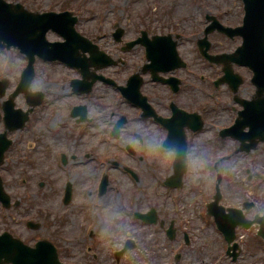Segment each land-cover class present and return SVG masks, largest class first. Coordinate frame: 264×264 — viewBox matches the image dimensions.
<instances>
[{
	"label": "rangeland",
	"instance_id": "1",
	"mask_svg": "<svg viewBox=\"0 0 264 264\" xmlns=\"http://www.w3.org/2000/svg\"><path fill=\"white\" fill-rule=\"evenodd\" d=\"M9 1L20 2L30 11L59 12L67 10L72 12L77 17L75 24L77 31L93 38L100 49L112 58H121L127 62L125 66L110 68L103 72L113 76L120 82L124 80L126 73L131 68L143 62L144 54L139 46L129 52L122 53L120 45L115 43L112 37L115 25L124 30L123 41H130L140 36L141 30L146 31L149 38L154 35L163 36L169 33L180 35L177 49L179 54L191 65V70L197 74L199 73L198 69L202 70L206 76L214 78V75L220 73V68L217 65L206 63L197 54L196 41L203 38V29L206 25L204 15L205 13L215 15L225 25L234 26L241 22L243 13L241 0ZM48 38L50 40L58 39L55 35H49ZM208 41L211 42V52L229 53L240 44L241 39L239 37L229 39L222 34L213 32L208 35ZM25 65L24 57L18 55L14 49L0 50V81L7 79L9 81V87L3 99H6L11 93L13 85H16L18 73ZM48 65L46 66V63L43 64V62L35 63V76L30 86L33 90L44 93L43 104L32 113L33 123L26 124L22 132V136H26L24 145L30 143L33 146H30V151L24 147L25 151L28 152L24 158H16L15 149L10 146L5 153L3 163L0 165V177L3 180V186L11 191L12 195L15 194L14 197H22V203H26L32 198L35 213L38 216L37 221L46 224V229L41 228L37 232L38 234L48 236L49 230L53 228L52 223L62 229V233L68 235H74L79 232L80 227L91 224L93 229L102 235L104 242H107V239L112 236H120V240L117 238L114 242V249L122 248L125 237H130L136 242L137 247L124 253L118 264H176L173 256L178 250L181 253V258L183 257L180 264H209L217 254L222 256L218 264H264V246L260 244L262 243L260 240H258L259 244L256 241L254 226L248 230L242 228L237 230L236 240L241 253L238 261L232 263L228 257L223 256V251L221 253V247L224 249L225 245L212 232L213 226H210L194 212L195 207L196 212L201 211L202 199L199 198L200 192L209 190L211 182V188H213V182H215L214 176L210 172L201 170L200 160L208 153L217 152L221 155L227 153L229 149L235 148L233 142L223 141L221 144L212 142L211 133L201 134L194 140L191 153L194 164L190 160L188 161V168L183 175V190L180 191L184 196L181 201L183 203L180 204L175 201L177 193H170L169 190L165 191L166 189L159 187L156 178L151 177L154 170L162 173L165 170L164 168L168 170L170 158L166 161L168 153L159 151L160 154L157 152L158 150L154 144L155 135H153L155 131L153 127L149 126L147 131L151 133L150 135H153L151 145H144V151L136 148L138 155L131 157L136 160L134 171L139 176L140 181L138 183L127 179L116 171H111L110 183L119 185L114 184L115 188L108 198L107 207L102 206L103 202L95 203L94 208L91 210L92 215L89 214L84 220L80 209L77 207L76 197H74L75 202L73 201L63 207L61 204L62 182L73 176L76 171H79L76 180L86 184L89 178L92 177L91 172L93 170L96 168L103 169V161L104 164L111 166L110 162L114 160L107 163V155L104 152L106 145L100 143V132L96 128L89 130L81 128L82 131H88L87 135L83 136L81 140H73L80 128L76 127L75 119L70 117V109L62 111V95L68 89V85L65 86L64 84L65 87L62 88V80L68 77H77L78 74L64 65H62V68L57 63ZM234 71L240 74L243 79L246 78V81L243 80L238 90L250 94L253 91L247 81L250 72L246 68L238 66H234ZM3 77L6 79H2ZM96 89L100 95L105 94L106 90H110L103 86H98ZM108 96L110 98L113 96L115 99L118 95L116 93L113 95V92H110ZM193 97L195 100L189 104L192 107L203 99L198 94L196 96L195 93ZM67 101L75 103L76 99L68 98ZM14 103L22 110L27 107L24 105L22 94L16 96ZM209 103L214 106L216 99L211 100ZM110 109L120 111L122 114L126 113V109L120 102L111 106ZM29 127L34 130L31 137ZM133 127L142 129L146 125L134 122ZM81 133L78 137L81 136ZM121 138H123V135ZM117 147H115L114 153L110 154V157H114V159L118 158L119 154H123V151H117ZM121 149L123 150V147ZM236 149L231 157L226 158L218 165V170L222 175L219 184L223 194L221 202L224 205L239 206L240 197L246 195L247 184H250L243 178L245 175L240 177L239 174H235L233 171L242 164L247 165L252 162V157L242 152H236ZM86 150H91V153H94L90 160L80 166H74V164H71L72 162H68L69 165L66 167L70 169L71 174L62 173L60 163L62 152L70 157L77 152L83 155V151ZM198 150H200V153H198ZM139 155H142V160ZM254 181L251 184L256 188L257 182ZM41 183L43 185L39 187ZM239 185L241 190L236 194ZM27 189H29L28 193H26ZM263 190L262 188L256 189V195L260 197ZM31 192L33 196L30 195ZM181 206L184 208V212L179 213L177 208ZM150 207H155L158 219L165 220L164 227L167 226L168 222L174 221L178 228V239L170 242L162 228L153 224L142 225L141 221L133 217V212H145ZM43 208L46 210L45 213ZM255 212L259 214L264 212V203H257L247 213V216L252 218ZM62 214L66 216L64 225L53 222L54 218H60ZM187 214L189 216H186ZM183 231L190 233L191 245L188 247L182 243ZM124 233H128L127 236ZM179 243H181V246L177 249ZM105 251L107 252V246ZM218 257H216V261H218ZM107 258L110 261V256H107ZM99 262H103V260H99ZM211 264H214V262Z\"/></svg>",
	"mask_w": 264,
	"mask_h": 264
},
{
	"label": "flooded vegetation",
	"instance_id": "2",
	"mask_svg": "<svg viewBox=\"0 0 264 264\" xmlns=\"http://www.w3.org/2000/svg\"><path fill=\"white\" fill-rule=\"evenodd\" d=\"M175 76L179 79L178 89L175 92H172L168 84H162L152 81L149 82L144 81L142 84L141 91L147 97V101L152 106L153 111L158 115L160 119L158 123L154 122L150 118L142 117L141 115L142 110L140 107L136 106V104H131L128 101L126 102L124 100H122V102L124 103L123 106L126 109V113L123 114L115 113L110 109L111 98L110 96H108V91H105L106 94H102V95H96L94 89L88 94H73L68 89L69 91L68 94L62 95V111L68 109H70L71 111L72 107L74 106H77L74 108H80L84 110L83 113L79 112L75 116L76 117L75 120L78 124V125L76 124V127H79L80 131L78 132L77 136L74 139L81 140L83 136L87 135L88 131H82L81 128H84L83 130L96 128L100 132V143L106 145V150L104 152L106 153V155L113 154L115 147L114 144L115 140L112 137L114 125L116 120H118L120 117H124L125 119L124 126L121 129L119 137L123 135L122 142L124 143L125 146L128 145L130 147L132 146L135 153L137 152L136 148L138 149L140 148L141 151H144L143 148L144 145H151L152 143L151 139L153 141L152 138L153 135H155V143H154L155 148L158 146V144L162 148V144L165 141L170 143L172 141L180 142L182 138L186 145V151L187 149L189 150V138L191 136L198 135L199 132L195 133L187 130L186 126L190 120V116L188 117L181 116L179 111H176L175 108L183 110L189 114L197 113L198 115H200L202 119L200 129L202 130L205 126V117H204V113L201 112L203 107L198 104L203 99L198 101L194 107H192L189 104L195 100V98L193 97L194 89L198 91L199 97L203 98L204 90L201 84L205 83L204 87H208V84L205 81H202V78H200L199 76V78L197 77L198 82L196 86L193 85L195 84V74L192 73V71H190V69L188 68L175 71ZM64 81L65 80H62V88L65 87ZM103 86L106 88L110 87L105 85ZM68 98H75L76 102L70 103L67 101ZM98 98H101V100H99ZM91 110H95V111L91 112ZM115 114H117V119L115 118ZM84 116L87 117V119L85 122H82L83 121L82 118ZM164 119L171 120L169 122V127H170L169 129L160 125L162 122H164ZM134 122H137L138 124H144L146 125V127L142 129H135L134 127L132 128ZM150 125H153L154 127L155 133L153 135H150L151 133L147 131ZM23 130L24 128L22 130H16L14 132L8 133V137L11 140V144H12L11 146L12 148L15 149L16 158L18 157L24 158L25 154L28 153L25 151V148H27L30 151V146H33V144L30 143L24 145L25 143L24 138L26 136L24 137L22 136ZM3 132H4V126L0 123V134H2ZM33 132H34L33 128L29 127L30 137L34 134ZM80 133L81 136L78 137ZM93 155L94 153L92 154L91 150L83 151V155L77 152L76 154H72V156L68 158L65 157L66 159L65 164L67 163V165H69L68 162H72L71 164H74V166H80L84 164L87 160H90L93 157ZM5 156L6 154H4V157ZM139 156L141 157L142 160V155ZM257 156H261L264 159V148L261 149L259 148L257 150ZM132 158L128 155H123L121 160L117 162L115 161L114 157L107 158L106 160L107 163L114 160L110 162L112 166H109V164H104L103 161V169L96 168L95 170H93L91 172L92 177L89 178L86 184H83L82 181L76 180L79 174L77 173L79 171H76L73 176L62 182V197L66 189L72 188L71 200L74 201V197L77 198V207L78 209H80V212L83 214L85 210H90V215H91V210L95 206L96 198L99 200V202L103 201L102 206L104 208L107 207L108 198L109 196H111V191L114 190L115 188L114 186L115 183L112 184L109 181L111 176L110 172L116 171L120 175L130 180L131 176L128 174V171L124 170L123 168L128 166H129L128 168H130V166L135 168L134 163L136 164V160ZM95 160L97 159L95 158ZM224 160L225 158L216 159L213 165V170L209 169L208 173L209 172L210 174L213 173L215 176L219 174L220 177H222V175L218 170V165L222 163V161ZM71 164L70 166H72ZM115 164L117 165V167L121 169L116 170L114 168ZM105 168H107V170H105ZM235 170L236 172H239V175L243 174L242 165ZM68 173L71 174L69 171ZM245 173L247 174V179L252 180L253 176L248 175L247 170L245 171ZM102 178H105V180H103L104 190L102 191V193H100L99 186ZM139 181L140 179H138L137 182ZM115 185H119V184H115ZM4 190L9 195L10 202L7 207L6 206L4 207L0 202V237L1 239L4 238L6 241L3 242L2 240H0V264H34L35 259L29 257L17 256L12 260H7V261H5V259L3 258V255L5 253L2 250L3 247H8V252L11 254H13V252L15 253L20 252L19 250L15 251L14 250L15 245H12V241L16 240L17 243L21 242L20 244L24 248L25 247L33 248L39 239L45 238V237H40L37 234V232L41 228L46 229V224L44 222L38 223L36 227L29 225L30 223L35 221V219L33 218L35 214V207L32 198H30V201L26 203H22V199H23L22 197L20 196L14 197L15 194L12 195V192L6 189L5 186H4ZM28 192L29 189L26 190V193ZM238 193L239 191L236 192V194ZM254 194L255 195L252 198L253 201H245V200L243 201L246 202L247 204H250V202H252L251 203L252 207L249 209L247 213H249L250 210L257 203H264L263 193L262 195H260V197L257 196L255 192ZM30 195L33 196V193L31 192ZM251 204L249 206H251ZM62 206L66 207V205L65 206L62 205ZM53 222L62 225V218H54ZM159 222H161V224ZM159 222L155 226L163 228L165 226V220L159 219ZM52 225L53 228L49 230L48 237H49V241H51L53 245L56 247L58 258L61 263L63 262L64 264H67L68 263L67 261L72 260L71 262H75L76 264H116L114 258L112 257V254L115 250L113 245L114 242L116 241L114 237L108 238L107 242H104L103 237L100 234L94 232L88 235L85 234L66 235V234H62V229L56 227V225H54L53 223ZM174 228L176 233L175 234V240H176L178 239L179 233L175 223H174ZM4 233H6L7 235L3 236ZM182 234L183 236L184 235L187 236L186 232H182ZM86 237L89 239L90 242L89 245H85V242L87 241ZM62 246L66 248H73V250H64L62 249ZM106 246H107V252L105 251ZM84 247H87V249H85V251L87 250V253H84ZM102 252H104L103 255H101ZM107 256H110L111 258L110 261L107 258ZM99 260H103V262H99ZM181 260H182L181 254H179L177 256V260H175V263L180 264Z\"/></svg>",
	"mask_w": 264,
	"mask_h": 264
},
{
	"label": "water",
	"instance_id": "3",
	"mask_svg": "<svg viewBox=\"0 0 264 264\" xmlns=\"http://www.w3.org/2000/svg\"><path fill=\"white\" fill-rule=\"evenodd\" d=\"M244 3L246 11L245 22H248L250 26H254L255 30L250 32L248 36H246V40L244 41L243 46L237 51V56L236 54H234L230 57H226L227 59H222V61H225L226 63L228 61H237L240 64H244L252 68L257 75L264 77V0H244ZM0 7H2L0 9V13H19L18 22H10L5 29L0 31V37L8 38L9 44H13V41L18 42L20 44V51L24 53L29 59L27 68L22 74L19 87L15 94L19 91H22L25 93L26 96L30 95V93L27 92V87L34 75V54L40 55L42 58L47 59L51 58L48 53L53 52L55 54V58H59L60 60H63L72 66L79 67L78 63H72L68 60V58L72 57V50H76L78 46L81 45V40L80 38H78V36L75 35V40L68 39L65 44L51 45L46 42L44 38V32L47 28H38L37 22H33L28 19V17L34 19L35 21L45 19V21L51 24V27L54 30H58V27L60 25V16L58 14L50 13L45 14L43 17H38L36 15L30 14V12L24 9L20 4H6L1 0ZM22 15L26 16V18L22 17ZM40 30L42 32H40ZM230 31L231 30H225V32L227 33ZM231 32L235 33L236 31ZM203 43L205 44V46H208L206 40L201 41L202 45ZM202 45L200 49L202 48ZM147 52V58L152 62V65L166 64L165 60L168 61L176 57L173 46L170 47L164 44H156V46H147ZM202 52L205 54L204 50H202ZM92 55L94 56V58L98 57L96 51H93ZM210 59L217 60V58L213 57H210ZM102 64H104V62H102ZM105 64L107 65L109 64V62L105 61ZM225 69L226 72L229 71L228 67H226ZM82 73L85 74V79H88L90 77V74L86 72V70H83ZM40 101L41 95H38L36 104ZM5 105V111H8L12 115V101L10 100ZM26 116L27 114H20L21 119L18 120L8 118L6 120V125L10 128H13L15 127V124L17 122H24L27 119ZM179 180L180 177L178 176L171 179L170 183L173 184L179 182ZM230 211L233 212V210ZM234 212L235 213H232L230 215L223 216L215 214L216 221L221 225L220 229L225 234V237L229 244L234 240V228L237 225L240 224L245 228H248L251 224L250 222L247 223L243 220L240 212ZM150 215L151 219H149L148 216L145 215V218L147 220L149 219L148 221L152 220V216H154L155 218L154 213ZM260 229L264 231V223L261 224ZM236 248V244H233L231 247V249Z\"/></svg>",
	"mask_w": 264,
	"mask_h": 264
}]
</instances>
